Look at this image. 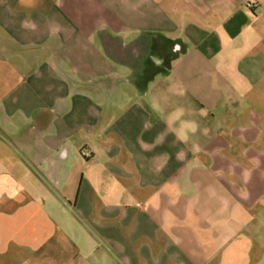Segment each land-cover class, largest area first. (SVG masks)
<instances>
[{
    "label": "crops",
    "instance_id": "crops-1",
    "mask_svg": "<svg viewBox=\"0 0 264 264\" xmlns=\"http://www.w3.org/2000/svg\"><path fill=\"white\" fill-rule=\"evenodd\" d=\"M261 124L264 0H0V264H264Z\"/></svg>",
    "mask_w": 264,
    "mask_h": 264
},
{
    "label": "rangeland",
    "instance_id": "rangeland-1",
    "mask_svg": "<svg viewBox=\"0 0 264 264\" xmlns=\"http://www.w3.org/2000/svg\"><path fill=\"white\" fill-rule=\"evenodd\" d=\"M143 69L145 70L144 72L146 76L151 75V73L153 72V68L149 64H146L145 66V63H144ZM261 126L264 127V124H261ZM245 149H246V152L247 153L249 152L250 155H255L257 152H259L258 150L264 151V144L258 145V144L253 143L251 145H247ZM233 154L234 153L232 152L230 153L231 156ZM240 164L247 168H250V167L253 168L255 166L253 162H241ZM263 175H264V172H263ZM113 192L116 193V195H114L113 197L114 199L117 200V204H118V222H123V217L121 216L125 214V210L126 211L131 210V212H129V216L131 218V216L133 215V217L135 218V222L143 218L141 216L142 213L138 211V206H141L140 203L145 198V195H135V193L132 191L128 193L127 191H123L120 188V186H118V189L115 188ZM121 204H122V208H120ZM77 211L79 212L78 207H77ZM248 218H249V223H247V231H246L247 235L261 236V241L260 243L256 242V246L257 247L259 246L262 248V250H264V206L260 204L254 205L252 207V212ZM137 223H135L133 227H129L128 229L126 227L120 226L119 224L117 228L118 235L142 234L145 231V227L143 226L144 227L143 229L141 226H136Z\"/></svg>",
    "mask_w": 264,
    "mask_h": 264
},
{
    "label": "built area",
    "instance_id": "built-area-1",
    "mask_svg": "<svg viewBox=\"0 0 264 264\" xmlns=\"http://www.w3.org/2000/svg\"><path fill=\"white\" fill-rule=\"evenodd\" d=\"M84 156H85V157H89V156H90V152H89L88 150H85V152H84Z\"/></svg>",
    "mask_w": 264,
    "mask_h": 264
}]
</instances>
